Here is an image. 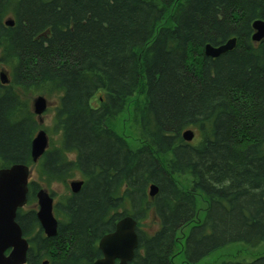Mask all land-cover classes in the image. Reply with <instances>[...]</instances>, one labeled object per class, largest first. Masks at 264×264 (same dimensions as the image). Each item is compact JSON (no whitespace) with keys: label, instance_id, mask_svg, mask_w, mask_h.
Returning a JSON list of instances; mask_svg holds the SVG:
<instances>
[{"label":"trees","instance_id":"trees-1","mask_svg":"<svg viewBox=\"0 0 264 264\" xmlns=\"http://www.w3.org/2000/svg\"><path fill=\"white\" fill-rule=\"evenodd\" d=\"M256 20L264 21V0H0V65L9 79L0 83V169L32 168L38 125L25 94L58 98L53 125L62 138L29 180L30 209L17 212L26 264H93L98 240L118 220L139 223L150 211L160 226L149 236L138 224L133 264H170L178 231L195 221L197 196L206 207L184 236L187 261L264 243V38L251 41ZM232 38L230 52L204 56L206 45ZM136 93L145 144L132 149L105 123ZM77 173L81 190L55 205L57 234L45 238L36 193ZM173 176L190 177L189 190ZM150 185L159 189L153 199ZM223 264H264V256Z\"/></svg>","mask_w":264,"mask_h":264},{"label":"water","instance_id":"water-1","mask_svg":"<svg viewBox=\"0 0 264 264\" xmlns=\"http://www.w3.org/2000/svg\"><path fill=\"white\" fill-rule=\"evenodd\" d=\"M5 25L13 26L12 21H6ZM254 34L252 42H260L264 38V21L256 20L252 24ZM236 47V39L232 38L226 43L213 47L208 44L204 48V55L214 59L228 53ZM1 85H7L9 79L5 71H0ZM34 114L42 115L46 109V101L38 97L32 104ZM183 138L190 142L194 133L190 130L183 132ZM48 147V139L43 131H40L33 139L30 146V155L33 162H37ZM30 169L24 164L12 165L9 168L0 169V264H26L29 245L23 237L21 227L16 218L18 210L27 203ZM83 182L73 181L70 190L78 194ZM149 196L153 198L157 194L154 185L149 187ZM36 218L46 238L56 236L58 222L53 215V197L43 189L36 193ZM137 223L130 216L116 223L114 231L103 237L99 243L101 258L93 264H131L134 252L138 248L136 229ZM46 264V262L44 263Z\"/></svg>","mask_w":264,"mask_h":264},{"label":"rangeland","instance_id":"rangeland-1","mask_svg":"<svg viewBox=\"0 0 264 264\" xmlns=\"http://www.w3.org/2000/svg\"><path fill=\"white\" fill-rule=\"evenodd\" d=\"M169 17L170 14L165 17V19L159 24V27H164V25L169 26ZM158 27V28H159ZM207 46V45H206ZM205 46V47H206ZM204 47V48H205ZM6 67H3L0 65V70L6 72ZM8 75V74H7ZM25 100L27 103L28 111H30L33 115V118L35 119L38 127H37V132L33 135L31 140L37 136V134L40 131H43L45 133L46 138L48 139V147L46 149V152L38 158L37 162H32V168L30 169V178H33V181L37 180V174L35 172V167L38 165L39 160L47 153L49 152L50 149L53 148H58L61 144V132L54 128V115H55V109L57 105L58 98L56 99L55 96H47L39 92L35 93H28L25 94ZM103 93L98 92L96 95L93 96L91 100V104L93 107H99L101 104V98L103 99ZM42 97L46 101V106L47 109L46 111L40 115L37 116L34 114V108L32 107L33 102L35 101L36 98ZM143 97L142 94L136 93L133 97L129 98L125 103V106L123 107V110L117 115L113 120L107 121L105 123V126L114 131L118 136H120L128 146H130L132 149H136V147H139L144 143L143 135H141V127L139 124V109L142 105ZM195 136V135H194ZM195 138V137H194ZM31 141V143H32ZM31 146V144H30ZM168 158V156H160L161 161H165ZM66 159L68 161L74 160L75 159V153L71 152V154L66 155ZM82 177L78 175V173L73 176L71 179L67 181V183H53L50 185L48 188H40L48 192V194H51L53 197V206L60 204L62 201L63 197L66 196L67 194H73L71 193L70 190V184L73 181H78V182H83ZM173 180L176 183L177 187L180 188L181 190L188 191L190 187V177L188 176H173ZM150 191V190H149ZM149 195V193H148ZM150 197V196H149ZM153 199V198H149ZM36 205V203H35ZM53 207V210H54ZM206 207L205 200L201 198V196H197V213L194 218V223L187 224L186 226L183 227V229L179 230L176 235V242H175V247L172 251V256L170 258V264H223V263H229L232 261H238L239 259H244L248 262L250 260L255 259V258H260L261 256H264V243H262L258 248L252 249L248 248L242 244H232L228 245V247L224 248H219L217 251L212 252L211 254L207 255L205 258H201L199 260H196V262L192 261H187L185 254H183V239L186 234H188V230L191 226H194L195 224L198 223V221L204 214V210ZM22 209L28 210L30 209L29 206L25 205ZM128 209H130L128 207ZM38 210V206L36 205V211ZM122 210L119 209L118 212H121ZM54 215V213H53ZM58 219V218H57ZM56 219V220H57ZM121 220V219H120ZM140 223V229L144 232L147 233L149 236L153 234L155 231L159 229V224L156 221L153 212L150 211V213L146 216V218L142 219L139 221ZM138 223V224H139ZM116 227V226H115ZM114 227V229H115ZM138 227V226H137ZM114 229L110 232H107V234H110L114 231ZM105 234L103 237L107 236ZM43 236L46 238L44 232ZM101 237L98 240L99 241L103 238ZM138 239V235H137ZM97 243V246H98ZM137 251V249H136ZM100 259V258H99ZM96 262V261H95ZM133 264V260L131 262Z\"/></svg>","mask_w":264,"mask_h":264},{"label":"bare ground","instance_id":"bare-ground-1","mask_svg":"<svg viewBox=\"0 0 264 264\" xmlns=\"http://www.w3.org/2000/svg\"><path fill=\"white\" fill-rule=\"evenodd\" d=\"M205 56V55H204ZM206 57V56H205ZM206 58H208V57H206ZM209 58H211V57H209ZM212 59H214V58H212ZM181 138H182V140H183V142H185V143H191L193 140H194V138H192L191 140H190V142H187L184 138H183V132H181ZM128 145V144H127ZM160 161H161V159H160ZM163 165V164H162ZM151 186V185H150ZM149 186V187H150ZM156 189H157V187H156ZM150 190V189H149ZM158 191H157V194H158V192H159V189H157ZM156 194V195H157ZM155 195V196H156ZM155 196H153V198L155 197ZM125 218V217H124ZM123 219V218H122ZM119 221V220H118ZM156 221H157V219H156ZM137 223V222H136ZM58 225V224H57ZM197 225H199V223H197ZM137 226H138V223H137ZM191 228V227H190ZM135 230H137V228L135 229ZM183 241H184V239H183ZM137 245H138V241H137ZM138 247H139V245H138ZM98 249H99V246H98ZM138 249V248H137ZM100 251V250H99ZM136 251V250H135ZM135 253V252H134ZM100 254H101V252H100ZM134 256V255H133ZM134 258H135V256H134ZM134 258H133V260H134ZM45 262H43V264H44Z\"/></svg>","mask_w":264,"mask_h":264}]
</instances>
